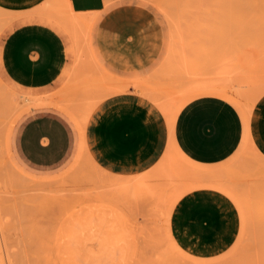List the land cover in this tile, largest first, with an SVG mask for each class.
I'll use <instances>...</instances> for the list:
<instances>
[{"label":"rangeland","instance_id":"obj_1","mask_svg":"<svg viewBox=\"0 0 264 264\" xmlns=\"http://www.w3.org/2000/svg\"><path fill=\"white\" fill-rule=\"evenodd\" d=\"M58 1L36 12L65 42L66 64L47 86L11 75L7 46L21 18L0 8V264H264V158L248 130L264 106V0H141L162 24L163 48L158 57L160 37L148 40L158 48L154 64L131 77L97 63L94 18L72 28ZM150 30L160 32L159 23ZM204 87L248 114V137L222 162L197 164L181 151L187 161L169 141L150 165L119 172L89 149L96 111L117 95L138 96L167 124L200 99L225 103L242 123L237 105L197 96ZM200 188L222 193L239 217L237 239L221 255L233 217L212 198L180 200ZM169 225L194 236L188 247Z\"/></svg>","mask_w":264,"mask_h":264},{"label":"crops","instance_id":"obj_2","mask_svg":"<svg viewBox=\"0 0 264 264\" xmlns=\"http://www.w3.org/2000/svg\"><path fill=\"white\" fill-rule=\"evenodd\" d=\"M53 1L0 0V8L21 18L20 28L9 37L7 61L11 75L26 86L50 85L66 64L63 38L52 27L51 21L39 18L36 13ZM70 2L75 12L94 18L92 54L97 63L110 73L131 77L148 72L154 64L151 56L158 49L146 47L150 39L160 37L157 53L160 56L164 39L162 24L153 11L141 4V0ZM157 22L161 31L153 32L150 27ZM141 37L145 39L144 45L137 41ZM129 39L136 40L135 45L129 46L132 43ZM242 123L225 103L200 99L186 104L169 126L138 96L117 95L105 100L96 111L87 139L94 156L107 168L119 172H132L150 165L169 141L197 164L215 165L233 154L241 139L242 147L247 136L243 120ZM248 130L251 143L264 158V106L255 112ZM199 198H212L232 214L233 227L225 245L218 251L221 255L237 239L239 217L232 203L214 189L193 190L180 200L193 203ZM176 206L172 212L175 216L179 213ZM169 232L173 241L185 248L194 239L193 235L182 236L174 225L169 226Z\"/></svg>","mask_w":264,"mask_h":264},{"label":"bare ground","instance_id":"obj_3","mask_svg":"<svg viewBox=\"0 0 264 264\" xmlns=\"http://www.w3.org/2000/svg\"><path fill=\"white\" fill-rule=\"evenodd\" d=\"M59 2V10H60V7L61 8H63L64 9V11H63V14H65V13H68V14H65L66 15V17H68V18H66L67 20H69L70 22H71V27L73 28V26L74 25H79V26H81V24H83L84 22H86L87 20H89V22L91 21V18H87V17H85L86 15H85V13H81V12H75L73 9H72V5H71V2H70V0H59L58 1ZM57 2V3H58ZM61 4V5H60ZM44 6V5H43ZM56 6V5H55ZM56 6V7H57ZM57 7V8H58ZM2 9V8H1ZM9 11V10H8ZM61 11H62V9H61ZM61 11H59V12H61ZM56 12H57V10H56ZM62 13V12H61ZM61 13H57L56 15H58L59 17L60 16H62L63 14H61ZM11 16H14V15H11ZM52 17H53V15H51ZM55 17V16H54ZM53 17V18H54ZM63 17V16H62ZM64 19H65V16L63 17ZM55 19H56V17H55ZM63 19V20H64ZM58 19H56V21H57ZM92 22V21H91ZM67 23H69V22H67ZM85 24V23H84ZM59 25H61L62 26V24L60 23ZM85 26V25H84ZM62 27H64V26H62ZM69 27V26H68ZM71 27H69V28H71ZM77 27V26H76ZM67 28V27H66ZM66 28H64L65 29V31L67 30ZM72 28H71V31H72ZM101 28V27H100ZM73 32V31H72ZM96 32V31H95ZM68 33V32H67ZM71 35H73L74 34V32L73 33H70ZM69 35V34H68ZM70 35V36H71ZM75 41V40H74ZM76 42V41H75ZM73 48H74V46H73ZM71 51H69V53H70ZM76 57V56H75ZM202 90L201 91H199L198 93H197V96L198 95H212V96H217V97H221V98H223V99H225V100H228V102L230 101L233 105H237L236 103H237V100H235L234 99V101H232L233 100V98H232V100L231 99H229V97H227L226 96V94L225 93H223V92H218L216 89H214V88H212V87H204V88H201ZM187 101V100H186ZM97 105V104H96ZM96 105H95V107H96ZM238 106V105H237ZM94 107V108H95ZM93 108V107H92ZM93 108V109H94ZM238 108V110L240 111V114H241V116H242V118H243V121H244V125H245V127L247 128V126H246V124H247V119H248V114L246 113V111L244 110V109H242L243 107H241V108H239V106L237 107ZM93 109H91V110H93ZM103 110V109H102ZM105 111V110H104ZM101 113V112H100ZM174 114L173 113H171V115L169 116V115H167V122H168V124H169V126L173 123V120H174ZM148 117V116H147ZM151 121V120H150ZM76 122V124L78 123V121H75ZM143 122V121H142ZM80 123V122H79ZM95 125V124H94ZM147 125V124H146ZM81 126V125H80ZM77 128H79L78 127V125H77ZM247 131V130H246ZM82 132V131H81ZM83 133V132H82ZM246 137H248V135L247 136H245V138ZM83 139V138H82ZM92 139V138H91ZM95 139V138H94ZM93 139V140H94ZM83 141V140H82ZM146 142H147V140H146ZM146 145V144H145ZM170 145H172L171 143L169 144V146ZM175 147H176V145H174ZM174 147V148H175ZM176 150H177V148H175ZM241 149V148H240ZM181 151H179V154L181 155V157L183 158V159H185V160H187V158H184L183 156H182V152L180 153ZM174 153V152H173ZM176 155H177V153H176ZM175 155V156H176ZM179 155V156H180ZM126 160V159H125ZM188 161V160H187ZM120 162V161H119ZM192 162V161H191ZM143 164V163H142ZM110 165V164H109ZM119 165V164H118ZM131 165V164H130ZM195 165V164H194ZM196 166V165H195ZM122 168H124V167H122ZM199 172L197 169H195V170H193V172H192V174H194V175H197V172ZM210 172V175H211V171L212 170H209ZM214 171H212V173H213ZM191 173V172H190ZM194 203V202H193ZM191 204V203H190ZM187 205V204H186ZM192 205V204H191ZM195 206V205H194ZM182 207V206H181ZM190 209V208H189ZM173 216V215H172ZM184 218V217H183ZM171 221V220H170ZM169 221V222H170ZM179 221V220H178ZM183 222V221H182ZM174 223V222H173ZM167 225H168V223H167ZM170 226V225H169ZM183 226V225H182Z\"/></svg>","mask_w":264,"mask_h":264}]
</instances>
